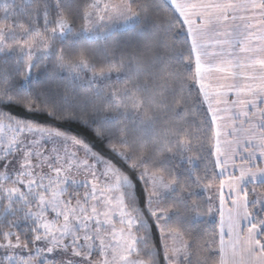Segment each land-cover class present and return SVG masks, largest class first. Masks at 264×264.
I'll return each mask as SVG.
<instances>
[{
    "label": "snow or ice",
    "instance_id": "snow-or-ice-1",
    "mask_svg": "<svg viewBox=\"0 0 264 264\" xmlns=\"http://www.w3.org/2000/svg\"><path fill=\"white\" fill-rule=\"evenodd\" d=\"M0 264H264V0H0Z\"/></svg>",
    "mask_w": 264,
    "mask_h": 264
}]
</instances>
